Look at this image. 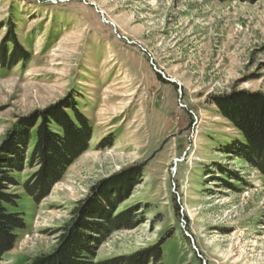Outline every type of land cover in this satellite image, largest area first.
I'll list each match as a JSON object with an SVG mask.
<instances>
[{
  "label": "rangeland",
  "instance_id": "1",
  "mask_svg": "<svg viewBox=\"0 0 264 264\" xmlns=\"http://www.w3.org/2000/svg\"><path fill=\"white\" fill-rule=\"evenodd\" d=\"M12 29L27 55L0 65V158L65 103L91 133L40 200L37 165L12 174L26 227L0 264L57 255L92 202L123 222L89 219L91 264H264V170L215 103L264 93V0H0V48ZM115 182L125 196L103 200Z\"/></svg>",
  "mask_w": 264,
  "mask_h": 264
},
{
  "label": "trees",
  "instance_id": "2",
  "mask_svg": "<svg viewBox=\"0 0 264 264\" xmlns=\"http://www.w3.org/2000/svg\"><path fill=\"white\" fill-rule=\"evenodd\" d=\"M11 32L0 48V65L3 66H13V63L27 55L16 40L13 29ZM8 43L13 44L12 51H9ZM215 103L220 113L242 133L243 141H234L230 148L238 151L239 156L247 162H255L264 170V93L233 91L216 98ZM90 133L88 118L77 109L76 104L70 102L49 111L36 112L31 120L24 121L17 129L5 147L4 156L0 158V259L15 247L17 231L26 227L23 215L8 209V206L16 207L19 199L17 195L7 193L9 185L17 184L12 174L23 170L26 159L31 167L37 165V170L32 179L26 182L25 188L29 194L40 200L49 187L62 177L72 161L87 149ZM118 183L103 189V200H110L115 194L118 197L125 196L117 192V188H120ZM90 205L91 207L86 208L84 219L77 223L78 228L75 231L73 230L76 226L69 229V234L65 236L67 241L64 249L52 258L37 259L33 264H91V251L87 243L91 241L85 238L84 232H96V226L90 229L89 219L101 215L111 229L121 227L123 220L120 217L111 218L100 203L92 202ZM104 230L98 224L97 231ZM158 255L159 249L153 252L155 259H158Z\"/></svg>",
  "mask_w": 264,
  "mask_h": 264
},
{
  "label": "water",
  "instance_id": "3",
  "mask_svg": "<svg viewBox=\"0 0 264 264\" xmlns=\"http://www.w3.org/2000/svg\"><path fill=\"white\" fill-rule=\"evenodd\" d=\"M107 22H109L108 20H106ZM112 23V22H111ZM113 24V23H112Z\"/></svg>",
  "mask_w": 264,
  "mask_h": 264
},
{
  "label": "bare ground",
  "instance_id": "4",
  "mask_svg": "<svg viewBox=\"0 0 264 264\" xmlns=\"http://www.w3.org/2000/svg\"><path fill=\"white\" fill-rule=\"evenodd\" d=\"M113 23V22H112Z\"/></svg>",
  "mask_w": 264,
  "mask_h": 264
}]
</instances>
